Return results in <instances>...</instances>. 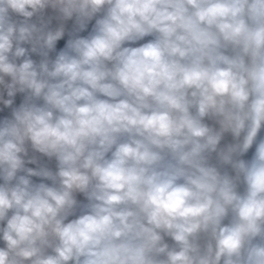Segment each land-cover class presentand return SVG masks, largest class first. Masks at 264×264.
<instances>
[{
    "label": "clouds",
    "instance_id": "9594fccd",
    "mask_svg": "<svg viewBox=\"0 0 264 264\" xmlns=\"http://www.w3.org/2000/svg\"><path fill=\"white\" fill-rule=\"evenodd\" d=\"M0 264H264V0H0Z\"/></svg>",
    "mask_w": 264,
    "mask_h": 264
}]
</instances>
